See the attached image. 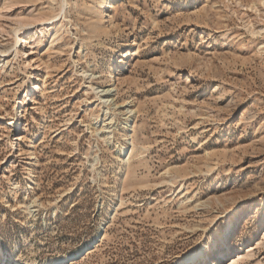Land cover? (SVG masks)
I'll list each match as a JSON object with an SVG mask.
<instances>
[{
  "label": "rangeland",
  "instance_id": "1",
  "mask_svg": "<svg viewBox=\"0 0 264 264\" xmlns=\"http://www.w3.org/2000/svg\"><path fill=\"white\" fill-rule=\"evenodd\" d=\"M0 264H264V0H0Z\"/></svg>",
  "mask_w": 264,
  "mask_h": 264
},
{
  "label": "bare ground",
  "instance_id": "2",
  "mask_svg": "<svg viewBox=\"0 0 264 264\" xmlns=\"http://www.w3.org/2000/svg\"><path fill=\"white\" fill-rule=\"evenodd\" d=\"M33 87H35V90H39L40 89V87L38 86V85H34ZM74 252H78V251H73V252H70V253H68V254H66V255H64L63 257H60V258H55V259H53V263H56V261L58 260V259H62V258H65L66 256H68V255H70L71 253H74ZM196 256V254H193L192 255V257H195ZM198 257V256H197ZM51 262V263H52Z\"/></svg>",
  "mask_w": 264,
  "mask_h": 264
}]
</instances>
